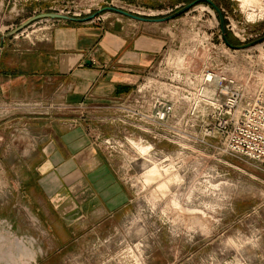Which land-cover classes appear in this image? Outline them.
<instances>
[{"label": "rangeland", "instance_id": "1", "mask_svg": "<svg viewBox=\"0 0 264 264\" xmlns=\"http://www.w3.org/2000/svg\"><path fill=\"white\" fill-rule=\"evenodd\" d=\"M138 11L166 17L159 26L167 27L170 39L162 64L150 70L159 76L148 74L147 80L165 82L186 62L197 70L210 53L212 66L234 73L245 91L264 101V87L254 93L264 84V0H0V33L41 37L57 24L96 25ZM221 24H229L225 36L233 47L227 57L219 52ZM211 28L215 34L206 38ZM116 100L95 106L122 124L119 112L107 108ZM25 111L0 105V117ZM125 128L117 136L97 135L96 144L126 185L128 203L72 223L46 209L37 221L38 198L49 199L51 191H29L27 215L16 204L18 191L0 188V264H264L263 164L223 151L218 140L195 153L153 139L142 127ZM9 160L0 155V185L10 177L4 175Z\"/></svg>", "mask_w": 264, "mask_h": 264}, {"label": "crops", "instance_id": "2", "mask_svg": "<svg viewBox=\"0 0 264 264\" xmlns=\"http://www.w3.org/2000/svg\"><path fill=\"white\" fill-rule=\"evenodd\" d=\"M135 13L96 25L57 24L41 37L0 33V105L38 102L49 111L0 117V155L10 159L4 171L10 177L0 188L18 191L16 204L25 206L27 215L33 205L29 191L42 196L51 191L49 199L38 198L37 221L48 215L46 209L60 222L92 220L129 201L126 185L96 139L117 136L130 124L95 105L125 98L169 50L167 27L159 26L166 17ZM5 253L13 254L11 248Z\"/></svg>", "mask_w": 264, "mask_h": 264}, {"label": "built area", "instance_id": "3", "mask_svg": "<svg viewBox=\"0 0 264 264\" xmlns=\"http://www.w3.org/2000/svg\"><path fill=\"white\" fill-rule=\"evenodd\" d=\"M225 27L229 24H221L218 31V37L224 38L218 43L223 48L219 47L221 57H227V50L233 47L226 39ZM209 31L206 38L215 34L212 28ZM153 74L154 78L159 76L158 72L149 73ZM148 78L147 75L125 98L107 105L119 112V121L137 129L142 127L153 139L177 144L183 151L197 153L209 141L218 140L223 151L264 167V101L245 91L234 73L212 66L210 53L197 70L186 62L181 69L172 70L165 82ZM263 87L258 83L254 93ZM9 106L23 107L35 114L49 112L38 102ZM105 142L111 145L110 139Z\"/></svg>", "mask_w": 264, "mask_h": 264}, {"label": "bare ground", "instance_id": "4", "mask_svg": "<svg viewBox=\"0 0 264 264\" xmlns=\"http://www.w3.org/2000/svg\"><path fill=\"white\" fill-rule=\"evenodd\" d=\"M143 148V147H142ZM143 150V149H142ZM144 150H146V148L144 147Z\"/></svg>", "mask_w": 264, "mask_h": 264}, {"label": "water", "instance_id": "5", "mask_svg": "<svg viewBox=\"0 0 264 264\" xmlns=\"http://www.w3.org/2000/svg\"><path fill=\"white\" fill-rule=\"evenodd\" d=\"M54 15V14H53ZM61 17H65V16H62V15H60Z\"/></svg>", "mask_w": 264, "mask_h": 264}]
</instances>
